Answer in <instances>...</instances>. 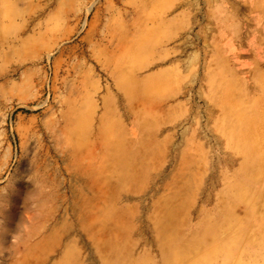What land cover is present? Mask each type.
<instances>
[{
  "label": "rangeland",
  "instance_id": "1",
  "mask_svg": "<svg viewBox=\"0 0 264 264\" xmlns=\"http://www.w3.org/2000/svg\"><path fill=\"white\" fill-rule=\"evenodd\" d=\"M263 184L264 0H0V264L252 241Z\"/></svg>",
  "mask_w": 264,
  "mask_h": 264
},
{
  "label": "bare ground",
  "instance_id": "2",
  "mask_svg": "<svg viewBox=\"0 0 264 264\" xmlns=\"http://www.w3.org/2000/svg\"><path fill=\"white\" fill-rule=\"evenodd\" d=\"M14 38V41L17 43L23 42L22 37H20L18 33ZM12 46H14V44ZM246 143L252 146L251 141H246ZM248 211L249 214H252L254 212L252 207H250ZM5 218L10 220L12 218V215L5 214ZM245 222H237L236 227L237 229H239L240 234H237L238 231H233L225 237H221V234L217 233V231H215L213 227L209 225L202 232V234L194 238L191 242H188L184 249L174 251L172 254V248H176V245L178 247L180 242L177 241L174 237L166 234L163 237L162 241L165 264H182V261L185 260L187 256H190L192 254V261H190L189 264H214L217 258H221L224 263L228 264H234L237 263V261L240 262L241 256L239 253L236 254V250L234 249L235 247L246 245H264V235H262L260 238L252 239L253 242L249 239V237L244 236L243 232H246V226L244 224ZM256 225L257 227L264 228V215L260 217L259 222H257ZM254 242L256 243L254 244ZM195 243H199L202 246L201 250L199 249L200 251L198 253L195 252L196 249H193L191 247Z\"/></svg>",
  "mask_w": 264,
  "mask_h": 264
}]
</instances>
